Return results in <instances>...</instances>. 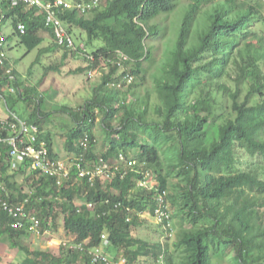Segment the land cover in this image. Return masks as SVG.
Instances as JSON below:
<instances>
[{
	"label": "trees",
	"instance_id": "obj_1",
	"mask_svg": "<svg viewBox=\"0 0 264 264\" xmlns=\"http://www.w3.org/2000/svg\"><path fill=\"white\" fill-rule=\"evenodd\" d=\"M1 8L13 31L18 23L25 25L24 35H13L28 53L42 43L45 32L52 39L50 51L80 54L58 47L35 9ZM180 8V0H99L90 19L74 12L59 15L70 34L74 28L86 35L84 47L103 43L80 54L86 73H101L100 83L77 110H59L73 124L61 128L66 130L63 151L70 162L81 154L85 165L102 160L117 166L122 155L114 179H95L90 186L88 178L76 180L74 170L71 179L57 187L54 179H37L32 173L25 178L34 192L27 195L13 181L24 171L9 175L1 161L0 181L7 195L0 192V199L15 203L28 198L25 211H34L43 229L50 228L58 212L63 215L64 230L75 242L89 243L85 252L62 251L82 255L86 264H94L87 250L98 247L103 237L108 242L104 252L121 255L129 264L140 258L155 264H223L226 259L264 264V31L253 29L262 21L264 0H188ZM178 10L180 17L171 26L157 23ZM168 34L166 55L157 61L155 47L148 43ZM232 67L237 73L234 89L222 83ZM13 75L18 97L36 91H20L15 70ZM46 114L40 108L32 116L36 123L28 122L38 127L50 156L60 158L52 134L40 124L48 121ZM96 124L104 146L100 153L93 133ZM84 136L86 149L80 146ZM147 172L152 190L137 186ZM163 193L168 207H179L176 213L190 228L179 230L173 251L160 246L159 254L155 244L150 247L134 238L131 230L141 213L154 211ZM76 198L83 205L94 204V211L84 205L77 213ZM27 236L8 227L6 214L0 212L1 241L19 250L17 241ZM20 250L28 253L24 247ZM30 254L35 259L26 264H70V256L63 253L59 258Z\"/></svg>",
	"mask_w": 264,
	"mask_h": 264
},
{
	"label": "rangeland",
	"instance_id": "obj_2",
	"mask_svg": "<svg viewBox=\"0 0 264 264\" xmlns=\"http://www.w3.org/2000/svg\"><path fill=\"white\" fill-rule=\"evenodd\" d=\"M188 3V0H180L181 8ZM180 8V9H181ZM180 10L175 14L168 17H161V21L158 20V24L169 27L172 22L180 17ZM93 14L85 16L90 19ZM261 19L253 29L256 32L264 31V10L261 12ZM173 32L171 29L170 34ZM0 33L8 38V44L6 47L7 58L9 66L12 67L17 74L18 86L20 91L26 88H35V92H29L24 95L23 98L18 97V94H9L3 91L2 98H0V112L2 115L8 113V109L16 115V117L35 122L36 119H32L33 115H36L40 108L46 111L47 122L40 123L45 131H49L53 137V144L56 153L59 155L60 160L69 161V157L63 151L62 144L64 137L66 136V130L69 126L71 129V123L68 117L59 112L61 107H67L73 110H77L82 106L86 99L91 95L93 87L100 83L101 73L89 72L86 73L85 63L83 57L80 54L64 56L62 49L50 51L52 39L50 36L43 32L41 33L43 41L42 43L32 51L28 53L26 47L13 35V27L11 21L0 20ZM170 34L167 37L160 38L157 41L151 40L149 45L155 47V58L157 61L163 60L165 57V49L170 45ZM72 35L76 45L86 44V35L77 29L72 28ZM103 46L101 41H93L90 46L86 47L88 53L94 51L98 47ZM229 77H225L222 81L223 84L229 88L234 89L236 86L235 77L237 75L235 68H230ZM83 70V72H79ZM42 80V82H40ZM149 86H152L151 79ZM243 93L241 99L245 96L246 87H243ZM42 98L41 105L38 104V100ZM5 100V101H4ZM6 102V104H5ZM7 105V107H6ZM8 108V109H7ZM97 123V121H96ZM39 124V123H38ZM66 125V130H62V126ZM94 138L96 140V152H102L104 146L102 141V133L98 124H96L94 130ZM23 174H16L13 181L18 189L25 194L30 192V181H26L27 178L22 176ZM2 182L0 181V184ZM150 183V182H149ZM173 183V182H172ZM171 185V181H170ZM76 205H81L80 198L75 199ZM169 211L172 218V231L171 235H167L162 226L156 224L151 214L147 211L140 214L136 227L131 230L134 238L146 242L150 247L155 244L156 249L160 254V246L163 248L165 245L173 251V244L176 242V237L181 228L189 229L190 225L187 221H182V215L176 213L179 207H173L169 204ZM53 224H50V228L46 233L42 235H28L22 239H19L17 243L20 247L27 249L28 253L21 251L20 249L11 248L8 242L0 240V264H26L28 261H34L35 256L30 253L42 252L51 255L52 257L59 258L61 253L63 257L70 256V264H86L82 255L80 254H67L63 252L61 247L63 243L72 241L75 236L64 230L63 215L59 212L56 214ZM181 215V216H180ZM5 238V237H4ZM25 239V240H23ZM64 248V247H63ZM67 250V249H66ZM62 251V252H61ZM65 251V250H64ZM43 264V263H41ZM47 264V263H44ZM136 264H155L154 260L149 259L147 262L145 258H140ZM157 264V263H156ZM223 264H232L229 260H225Z\"/></svg>",
	"mask_w": 264,
	"mask_h": 264
},
{
	"label": "built area",
	"instance_id": "obj_3",
	"mask_svg": "<svg viewBox=\"0 0 264 264\" xmlns=\"http://www.w3.org/2000/svg\"><path fill=\"white\" fill-rule=\"evenodd\" d=\"M3 5H8L10 8L25 6L28 9H35L36 16L44 18L45 26L51 30L54 43L58 47L67 50H79L82 55L86 52L84 45L82 43L79 45L75 44L73 35L69 32V26L60 19L59 15L64 12H74L76 15L82 17L93 14L99 5V0H0V20L2 21L6 19L4 11L1 8ZM13 32L16 33L17 37L24 35L26 32L25 25L18 23ZM7 44V38L0 33V85L3 84L0 91H6L12 95L16 94V89L12 86V83L16 80V76L13 75L14 69L8 63ZM90 74L91 71H89ZM127 81L129 82L130 80L128 79ZM0 98H2L1 94ZM88 142L87 136H84L80 141V146L86 149ZM1 161L7 164L9 175L22 169L24 171V178L34 173L37 179L41 176L51 178L55 180L57 187H61L71 179L74 170L75 179L88 178V181L91 183L90 186L93 185L92 182L95 179L111 181L120 168L119 164L124 162V158L122 155L119 156L117 166L105 163L102 160H98L91 165H85L83 164L81 154L76 158L75 162L52 158L49 154L47 143L39 138L38 127L16 117L8 109V113L5 116L0 115V167L2 165ZM133 164L130 163L127 167L130 168ZM144 176V179L138 180L137 186L152 190V185L147 181L151 177L150 173L147 172ZM120 177L122 178L123 176ZM0 192H4L7 195L6 188L2 183L0 184ZM33 192V188H30V192L27 195H31ZM27 203L28 198L15 203L0 199V212L6 214L8 227L16 231H25L27 234L34 236L46 233L47 229L41 227V222L35 212L27 213L25 211ZM119 205L118 203L114 204V208H118ZM74 206L77 209V213L82 212L81 207H83V204L78 206L74 203ZM85 207L88 212H93L95 205L89 203L85 204ZM151 216L156 224L162 226L167 235L170 236L172 231L170 229L171 213L164 199V193L158 196V204L151 213ZM88 243L89 239L81 243H76L75 240H72L62 245L69 250L85 252ZM107 244L108 242L103 237L102 243L98 247L87 250L92 263L129 264L126 258L121 255L111 257L109 254H106L104 248L108 246Z\"/></svg>",
	"mask_w": 264,
	"mask_h": 264
},
{
	"label": "clouds",
	"instance_id": "obj_4",
	"mask_svg": "<svg viewBox=\"0 0 264 264\" xmlns=\"http://www.w3.org/2000/svg\"><path fill=\"white\" fill-rule=\"evenodd\" d=\"M74 203H75V202H74ZM84 205H85V204H84ZM84 205H83V206H84ZM148 213L151 214V212H148ZM28 235H29V234H28Z\"/></svg>",
	"mask_w": 264,
	"mask_h": 264
},
{
	"label": "crops",
	"instance_id": "obj_5",
	"mask_svg": "<svg viewBox=\"0 0 264 264\" xmlns=\"http://www.w3.org/2000/svg\"><path fill=\"white\" fill-rule=\"evenodd\" d=\"M0 115H1V116H4V115L1 114V112H0Z\"/></svg>",
	"mask_w": 264,
	"mask_h": 264
},
{
	"label": "bare ground",
	"instance_id": "obj_6",
	"mask_svg": "<svg viewBox=\"0 0 264 264\" xmlns=\"http://www.w3.org/2000/svg\"><path fill=\"white\" fill-rule=\"evenodd\" d=\"M84 54V53H83ZM83 56V55H82ZM87 56V55H86ZM90 59H92V58H90Z\"/></svg>",
	"mask_w": 264,
	"mask_h": 264
}]
</instances>
